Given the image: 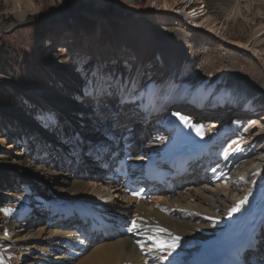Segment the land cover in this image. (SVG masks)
I'll return each mask as SVG.
<instances>
[{"label":"bare ground","instance_id":"obj_1","mask_svg":"<svg viewBox=\"0 0 264 264\" xmlns=\"http://www.w3.org/2000/svg\"><path fill=\"white\" fill-rule=\"evenodd\" d=\"M205 2L162 0L156 5L149 3L145 11L155 23L198 32L203 40L226 44L261 60L264 47L258 46L263 45L264 34L250 45L229 39L225 24L210 15ZM227 9L237 15L242 11L238 0ZM139 10L135 9L137 15L142 13ZM138 23L140 29L133 26L132 31L143 41L140 68L136 67L135 76L129 81L122 75L119 86L113 84L115 80L110 81L111 72L104 68L97 81L83 83L78 78L79 70L59 67L49 91L0 75L22 102L20 113L0 104V115L13 130L12 146L7 148L5 140L0 143V200L5 198L11 208L8 214L0 210V264H14L15 259L17 264H188L210 244H240L248 234L253 235L255 249L248 255V263L264 264V129L249 134L258 120V106L264 104V77L241 85L237 73L229 71L213 85L227 90L219 114H212L213 109H202L195 117L173 110L159 118L165 112L170 88L173 91L182 86L185 94L179 101L184 102L193 100L205 84L181 81L186 42L180 31L161 40L147 21ZM151 44L160 55V61L153 66L168 71L157 87L152 83L140 85L138 75ZM57 70L53 68L54 72ZM103 82L112 84L111 90L102 93L99 86ZM132 97L141 104L138 110L145 112H136L130 120L127 106L134 104ZM107 98L110 114L105 117L99 109ZM115 106L125 114L118 126L110 120ZM154 117L159 118L155 122L157 137L153 144L144 145L150 119ZM205 118L214 119L211 126L204 124ZM212 126L218 128L210 129ZM120 134L133 141V147H143L140 153L147 158L145 163L157 155L168 160L175 154L194 156L214 142L218 144L215 147L222 165L214 180H205L210 185L197 186L196 182L190 183V178L186 188L173 197L117 199L108 183L97 178L98 167L92 164ZM253 141L258 145L254 146ZM140 162L143 161L136 164ZM224 163L227 167L222 171ZM222 174L241 176L239 187L243 191L235 185L227 189L226 182L219 185ZM227 190L230 193L225 196ZM245 199L240 210L233 212ZM88 206L98 207L111 220L135 221L138 228L130 237L83 246L86 242L77 237L76 219ZM48 230L50 238L46 236ZM177 237L178 246L169 248Z\"/></svg>","mask_w":264,"mask_h":264},{"label":"rangeland","instance_id":"obj_2","mask_svg":"<svg viewBox=\"0 0 264 264\" xmlns=\"http://www.w3.org/2000/svg\"><path fill=\"white\" fill-rule=\"evenodd\" d=\"M158 1L162 0H0V75L16 77L41 90L49 91L54 73L60 72L57 70L59 67L79 70L78 78L83 83L88 80L97 81L101 69L104 68L111 72L110 81L115 80L113 84L119 86L122 75L129 81L135 76L136 67L140 68L143 41L132 29L133 26L140 29L138 22L143 20L150 24L161 40H167L179 31L182 33L186 48L183 53L181 81L204 82V90L193 97L200 104L217 106L215 109L220 110L226 100L227 90L225 87L217 89L213 85L229 71L237 73L241 85L250 79L264 77V52L262 59L258 60L251 54H242L226 44L203 40L198 32L155 23L145 10L149 3L156 5ZM205 1L210 15L225 24L229 39L250 45L264 34V31L260 32L264 25V0H238L242 10L238 15L227 9L234 0ZM136 8H140L141 15L136 14ZM258 47L262 49L264 43ZM159 61V50L151 44L141 66V73L138 74L140 85L152 83L153 87L158 86L161 77L168 72L167 69L153 66ZM53 68L57 71L54 72ZM184 92L180 85L173 91L170 88L165 112L159 118L173 110L185 115H196L199 112L192 103L179 101L184 97ZM107 101L106 99L101 106L105 117L110 114L107 113ZM0 104L10 106L15 112L22 111L21 99L14 95L12 87L2 79ZM181 107L185 111L178 109ZM258 107L259 114L255 118L258 120L254 121V127L249 130L251 135L264 129V104ZM114 109L115 114L111 115L110 120L116 124L123 112L122 109L118 111L116 106ZM248 109L250 112L249 107ZM83 118L86 124V118ZM205 120L210 122L214 119ZM155 128L156 126H150V134L148 137L146 135L148 143L154 142ZM12 132L10 124L0 115V143L5 140L7 148L12 146ZM252 144L255 146L258 142L253 141ZM11 149L14 153L18 152L15 148ZM227 176L222 174V181L218 184L226 182L227 189L235 185L242 192L244 188L239 187V182L243 178L234 174ZM229 193L227 190L224 195L228 196ZM10 209L5 198H2V214H8ZM50 230L46 234L49 238ZM258 246L255 245L257 248ZM17 263L18 260L15 259L14 264Z\"/></svg>","mask_w":264,"mask_h":264},{"label":"snow or ice","instance_id":"obj_3","mask_svg":"<svg viewBox=\"0 0 264 264\" xmlns=\"http://www.w3.org/2000/svg\"><path fill=\"white\" fill-rule=\"evenodd\" d=\"M112 87H113V85L110 84V83H107V82H103V83L99 86L100 91H101L102 93H105V92L111 90ZM125 102H129V101L126 100ZM131 102H135V97H132V98H131ZM173 115H176V116L179 118V114H178V113H174ZM246 202H247L246 199H245V200H242V201L240 202V204H238L234 209H232V211H233V212H238V211L240 210L241 206H242L244 203H246ZM137 228H138V225L136 224V222H135V221H132V222H131V228L129 229V231H134V230H136ZM178 240H179V238L177 237V238H176V241H175L173 244L168 245V247L171 248V249H175V247L178 246Z\"/></svg>","mask_w":264,"mask_h":264}]
</instances>
